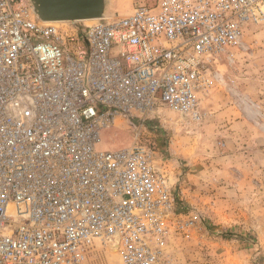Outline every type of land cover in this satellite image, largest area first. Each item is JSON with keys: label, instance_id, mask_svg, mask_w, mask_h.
<instances>
[{"label": "built area", "instance_id": "obj_1", "mask_svg": "<svg viewBox=\"0 0 264 264\" xmlns=\"http://www.w3.org/2000/svg\"><path fill=\"white\" fill-rule=\"evenodd\" d=\"M263 5L156 0L80 24L0 0V264H81L97 242L122 264H176L194 218L140 129L160 106L200 119L220 54ZM119 118L132 143L99 148Z\"/></svg>", "mask_w": 264, "mask_h": 264}, {"label": "rangeland", "instance_id": "obj_2", "mask_svg": "<svg viewBox=\"0 0 264 264\" xmlns=\"http://www.w3.org/2000/svg\"><path fill=\"white\" fill-rule=\"evenodd\" d=\"M155 2L106 0L105 14ZM219 57L200 119L160 106L140 140L158 151L179 208L194 218L190 236L173 241L176 264H264V15ZM117 123L102 131L99 148L132 143L128 122ZM81 264L122 262L109 244L97 242Z\"/></svg>", "mask_w": 264, "mask_h": 264}, {"label": "water", "instance_id": "obj_3", "mask_svg": "<svg viewBox=\"0 0 264 264\" xmlns=\"http://www.w3.org/2000/svg\"><path fill=\"white\" fill-rule=\"evenodd\" d=\"M36 16L43 21H77L100 18L106 0H29Z\"/></svg>", "mask_w": 264, "mask_h": 264}, {"label": "bare ground", "instance_id": "obj_4", "mask_svg": "<svg viewBox=\"0 0 264 264\" xmlns=\"http://www.w3.org/2000/svg\"><path fill=\"white\" fill-rule=\"evenodd\" d=\"M85 20H87V21H90V20H91V21H92V20H94V19H85ZM85 20H84V21H85ZM109 246H110V249H111V250H113L114 252H117L116 245H109Z\"/></svg>", "mask_w": 264, "mask_h": 264}]
</instances>
